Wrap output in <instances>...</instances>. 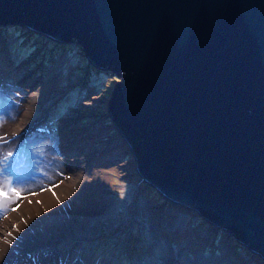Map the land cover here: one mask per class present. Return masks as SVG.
I'll use <instances>...</instances> for the list:
<instances>
[{
    "label": "water",
    "instance_id": "95a60500",
    "mask_svg": "<svg viewBox=\"0 0 264 264\" xmlns=\"http://www.w3.org/2000/svg\"><path fill=\"white\" fill-rule=\"evenodd\" d=\"M18 24L118 76L136 184L264 260V0H0V43Z\"/></svg>",
    "mask_w": 264,
    "mask_h": 264
},
{
    "label": "rangeland",
    "instance_id": "374dc122",
    "mask_svg": "<svg viewBox=\"0 0 264 264\" xmlns=\"http://www.w3.org/2000/svg\"><path fill=\"white\" fill-rule=\"evenodd\" d=\"M18 27L9 25L11 43H0L9 54L0 67V187L9 191L10 182L23 192L18 200L9 193L6 215L0 209V240L9 242L0 264H185L186 258L205 264L219 258V245L227 242L234 252H246L221 229L197 253L178 248L185 229L172 225L170 202L133 181L129 144L119 156L98 163L79 147L70 149L63 136L66 122L81 126V136L105 126L103 135L91 139V149L121 135L106 107L118 76L86 72L85 50L73 35L56 44L42 31ZM3 30L0 25L4 38ZM87 97L93 107L83 104ZM122 163L132 166L123 170ZM85 184L96 189L93 200L110 202L108 210L84 213L77 196L56 194L67 186L81 191ZM43 191L55 196L52 206L38 197L29 214L27 197ZM188 213L189 229L208 223L197 215L190 222Z\"/></svg>",
    "mask_w": 264,
    "mask_h": 264
},
{
    "label": "bare ground",
    "instance_id": "6f19581e",
    "mask_svg": "<svg viewBox=\"0 0 264 264\" xmlns=\"http://www.w3.org/2000/svg\"><path fill=\"white\" fill-rule=\"evenodd\" d=\"M34 31L39 32L41 30H34ZM70 37H71V34H70ZM50 38H52L54 42H56V40L57 42H59L58 40L66 41L61 38L60 39H55L53 37H50ZM2 49H0L2 53L0 57V62H1L0 67L1 65H3L2 60L5 59L7 55H9L7 52H3ZM44 104H45V100H44ZM83 104L88 105L89 107H93L92 98L87 97L86 99L83 100ZM80 127L75 126V124L71 122L63 123V129L67 130V132H65V134L63 135L65 136L64 141L69 143L70 149L74 147H79L82 152H85L84 154L85 156H87L88 161L92 159L94 162L96 161L98 163L99 161H102V159L104 160L106 158L108 159L112 157V155L116 156L117 154V156H119V153H120L119 151L122 150L121 148L128 147L127 142L124 140V138H122L123 136L119 135V137L115 138L111 142L105 141V143L101 144L99 148H97V150L91 149L92 147L91 139L95 138L96 136L103 135V132H104L103 130L105 129V126L92 129L89 132V134L86 136L80 135L78 131ZM131 166H132L131 164L128 165L124 163L119 165V167H121L123 170H129ZM104 176L105 175L102 174V177ZM84 187L85 188H83L81 191H74L73 189H71L70 186H67L61 189L60 190L61 192L57 191L56 194L57 195L59 194L58 197L60 198H63V193L65 194L71 193L77 196L78 203L82 206L81 210H83L84 213H93V212L95 213L100 210L102 211L108 210V208L110 207V202L108 200H106L105 198H100V200H97V201L93 200L91 198V194L93 193V191H96V189L92 188L89 184H85ZM36 196L37 198H35ZM36 196H32V197L28 196L26 199L27 204L28 205L30 204L26 210L27 212H29V214L34 211V208H35L34 206L36 205L35 203L36 199H39V198L40 200L42 199L46 203V205L48 204V207H51L54 201V199L52 198L55 197L53 196L52 193L46 192V191L36 194ZM58 197L56 196L57 200H58ZM170 204L172 205V207L170 206L167 212L170 215L169 217L171 219L172 225L175 227L180 226L181 230L183 229V227L185 229V233L180 237V243L177 244L178 245L177 247L180 248L182 251H186V249H189L197 253L196 251L198 250L197 248H199L198 247L199 244H205L204 242H206L208 239H210L214 235L212 234L215 231L214 225L209 226L208 223H206L204 225H200V227L198 225L193 228L187 229L188 222L190 219L188 212H190V215H194V212L191 210H187L185 206H180V205L178 206L175 203L172 204V202H170ZM8 246H9V242H7L5 239L3 241L0 240V257L8 249L7 248ZM219 246L221 247V250H222L221 256L217 258L216 260L215 259L213 260L212 257L208 258L207 260L205 259L206 260L205 264H264V260H261L262 257L260 259L257 258V256H255V254L251 252V250H248V251L246 250L245 253L236 252V251L234 252L233 248H231L232 246L230 242H227L226 245H219ZM184 261H185L184 262L185 264H194L193 261H190L187 258Z\"/></svg>",
    "mask_w": 264,
    "mask_h": 264
},
{
    "label": "snow or ice",
    "instance_id": "6c2138e0",
    "mask_svg": "<svg viewBox=\"0 0 264 264\" xmlns=\"http://www.w3.org/2000/svg\"><path fill=\"white\" fill-rule=\"evenodd\" d=\"M9 155H11V153ZM6 186L8 187L9 191H4V187H0V209L4 211L5 215L7 214V211L9 210L7 206V201L12 197H14L17 200L20 199L22 192H23L22 189L11 187L10 182ZM9 193L12 194V197L9 196ZM11 210L15 211L14 208ZM13 227L18 229V225H13ZM8 235L10 236L12 235V233H8Z\"/></svg>",
    "mask_w": 264,
    "mask_h": 264
},
{
    "label": "trees",
    "instance_id": "16d2710c",
    "mask_svg": "<svg viewBox=\"0 0 264 264\" xmlns=\"http://www.w3.org/2000/svg\"><path fill=\"white\" fill-rule=\"evenodd\" d=\"M20 26V25H19ZM19 30H22V28L18 27ZM54 42V41H53ZM56 43V42H55ZM57 44V43H56Z\"/></svg>",
    "mask_w": 264,
    "mask_h": 264
}]
</instances>
